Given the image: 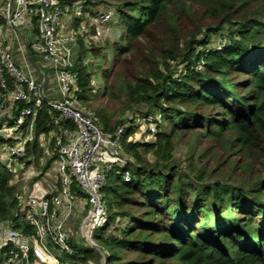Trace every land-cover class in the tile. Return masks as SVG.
Segmentation results:
<instances>
[{
    "label": "trees",
    "instance_id": "trees-1",
    "mask_svg": "<svg viewBox=\"0 0 264 264\" xmlns=\"http://www.w3.org/2000/svg\"><path fill=\"white\" fill-rule=\"evenodd\" d=\"M80 1L90 18L103 3ZM114 1L124 35L110 45L104 95L125 98L127 111L147 106L138 117L161 120L153 143L130 141L138 129L128 123L121 139L127 165L107 175L106 223L97 236L106 264H264V0ZM214 37L223 41L215 45ZM100 44L80 43L83 107L97 65L86 60L109 58ZM48 112L40 114L37 137L53 129ZM94 115L106 134L124 125L107 110ZM180 138H187L188 173L175 162ZM33 153L42 156L38 142ZM12 178L0 163V223L34 235ZM121 221L120 236L107 235ZM74 259L86 261L80 253Z\"/></svg>",
    "mask_w": 264,
    "mask_h": 264
},
{
    "label": "built area",
    "instance_id": "built-area-1",
    "mask_svg": "<svg viewBox=\"0 0 264 264\" xmlns=\"http://www.w3.org/2000/svg\"><path fill=\"white\" fill-rule=\"evenodd\" d=\"M83 10L80 0L72 5L66 0H0V163L12 173L14 187L19 172L31 181L40 176L36 163L49 164L46 170L57 175L53 179L51 171L45 174L52 188L47 192L41 188V197H29L26 190L18 195L22 220L34 229V235L16 230L12 222L0 223V264H81L74 259L76 241H86L101 254L100 264L107 263V253L94 238L106 223L102 189L107 175L127 165L121 139L129 124L106 134L94 113L77 100L80 40L86 46L100 41L102 27L112 18L111 12H98L94 18L85 16L91 19L90 25L72 23L71 14L81 15ZM24 47L53 66L60 97L48 93L46 72L37 62L38 74L14 64L12 51L18 48L25 57ZM46 107L53 129L37 137V122ZM157 117L161 119L158 114L137 116L133 121L145 133H141L144 140L136 133L130 141L155 142ZM36 142L43 154L38 160L33 153ZM124 180L129 181V174ZM78 220L75 232L72 224Z\"/></svg>",
    "mask_w": 264,
    "mask_h": 264
},
{
    "label": "rangeland",
    "instance_id": "rangeland-1",
    "mask_svg": "<svg viewBox=\"0 0 264 264\" xmlns=\"http://www.w3.org/2000/svg\"><path fill=\"white\" fill-rule=\"evenodd\" d=\"M110 3V4H107ZM116 5V1H112V0H103L102 4L97 5L96 7L92 8L90 11L92 12H103V13H112V18L111 21H109L108 23H106L103 27H102V32H103V37L100 41L101 42L100 46L101 47H108L107 48V53H108V57L106 60L103 59H97L96 62L93 61V63L91 65H95V63L97 64L96 66H91L90 70L93 73V85H94V94L91 98V101L88 102L87 104H85V108L87 111H91L92 113H94V111L96 110H100V109H104L107 110L109 113L114 114L116 117V121H123L124 124H128L130 122L133 121V119H136V116H140L143 115L145 113H147L148 111V107L141 105L138 107H135L133 110H124V105H126L125 103V98L120 99L118 101H116L115 99H110V97L105 96L104 95V79H103V75H102V71L103 69L106 68H110L112 66V49H110V45H112L113 43H116L118 41H120L121 37L124 35V30L123 28L120 26L119 21H118V17L115 16L114 13V6ZM91 12V14H92ZM77 12L74 11L73 14H71L72 16V23H74V21H79L84 25H90V21L91 19L88 17H85L83 14L78 15L76 14ZM90 21H89V20ZM87 37V36H86ZM220 40L223 41L222 38H216L214 37V42L215 45H217V43L221 42ZM81 42H83V40H80ZM146 41L143 42V44H145ZM24 50L27 51V48L24 47ZM12 59L14 64L19 67V68H24L26 69L27 67H29V69H31L32 71H34L36 74H38V67L36 66V62L38 63V65L40 66V68L42 70H44L46 72L47 75V88L49 90V94L52 97L58 98L60 97V93L58 91V84H57V79H56V75H55V71L52 65L47 64L43 61L42 58L38 57V56H33L32 54L29 53V51L25 52V57H23L22 55H20L19 49L16 48L12 51L11 53ZM91 59V58H90ZM86 62H89L86 60ZM98 66L100 67V69L98 68ZM156 116L155 114H152ZM159 119V121L161 120L159 117H157ZM136 121V120H135ZM138 122H135V124ZM131 125V124H130ZM143 125V124H142ZM144 125H143V129H144ZM137 133V136H140V141H143L144 138H142V134L144 133L142 131V129H139L135 132V134ZM145 135V133H144ZM145 137V136H143ZM187 141V138H180L177 141V145H176V150H175V162L182 168V170L185 173H188V170L186 168L187 164L185 163L187 160V146H185V143ZM43 155V154H42ZM43 158V156H41ZM40 157V158H41ZM149 158L151 159V156H149ZM128 159V158H127ZM48 163V162H47ZM214 166V165H213ZM46 167H49V164L45 165V166H40V163H36V172L38 174H40L39 177L34 178V180H27L24 176V172H19V180H18V184L15 185V187L17 188V196L21 195L23 196L24 191L26 190V192L28 193V196H37V197H41V188L43 192H47L49 191L52 187V182L50 180V178L45 175L46 173H50V169L46 170ZM56 172L54 170L51 171L50 175L52 176L53 179H55L57 175H55ZM216 179H219V176H214L212 178L213 181H215ZM220 179L223 182H226L228 179L227 177L221 178ZM239 179H232V183H236ZM195 181V180H194ZM25 183H28V185L26 186V188L24 187ZM196 183V181H195ZM36 185H38V188L36 187ZM105 208L107 207L106 201L104 203ZM6 223H11V221H5ZM79 225H80V220H78L76 223L72 224V229L76 232L79 229ZM127 222H118L117 224H115L114 226L109 227V230L107 232V235H119L120 236V230L123 229L124 227H126ZM102 229L99 228L98 230H96L95 232V242L97 244L98 247L101 248V250L106 254L107 253V247L104 243L100 242L97 239V236L100 233V230ZM118 229V230H117ZM77 237V235H76ZM75 243V241H74ZM74 246L77 248L78 253H80L84 258H86V261H80L81 264H86L89 261H92L95 264H100L102 261V256L101 254L91 245H89L86 241H76V243L74 244Z\"/></svg>",
    "mask_w": 264,
    "mask_h": 264
},
{
    "label": "crops",
    "instance_id": "crops-1",
    "mask_svg": "<svg viewBox=\"0 0 264 264\" xmlns=\"http://www.w3.org/2000/svg\"><path fill=\"white\" fill-rule=\"evenodd\" d=\"M76 253L79 254L78 251H77V248H76ZM82 257H83V256H82Z\"/></svg>",
    "mask_w": 264,
    "mask_h": 264
}]
</instances>
